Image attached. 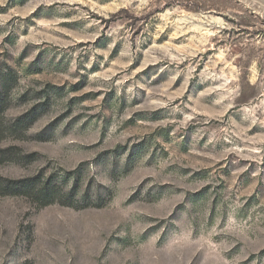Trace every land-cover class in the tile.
<instances>
[{
    "label": "rangeland",
    "instance_id": "rangeland-1",
    "mask_svg": "<svg viewBox=\"0 0 264 264\" xmlns=\"http://www.w3.org/2000/svg\"><path fill=\"white\" fill-rule=\"evenodd\" d=\"M0 78V264H264V0H0Z\"/></svg>",
    "mask_w": 264,
    "mask_h": 264
},
{
    "label": "trees",
    "instance_id": "trees-1",
    "mask_svg": "<svg viewBox=\"0 0 264 264\" xmlns=\"http://www.w3.org/2000/svg\"><path fill=\"white\" fill-rule=\"evenodd\" d=\"M6 93H7V86H6L5 80L0 78V112H3L6 108V102H5V94ZM32 110L33 109L26 111V113L23 114L22 117H20L18 119V121L29 117ZM36 118H37L36 115L33 116L32 118H30L28 124H31ZM6 187H13V188L18 189L20 192H22L23 189L32 188L33 184L31 183V180L25 179V180H18L17 183L13 184V186H6ZM45 189H46V184L40 188V191L43 193V197L46 196V192L43 191Z\"/></svg>",
    "mask_w": 264,
    "mask_h": 264
}]
</instances>
